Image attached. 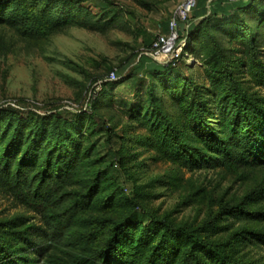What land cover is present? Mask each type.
I'll return each instance as SVG.
<instances>
[{"label":"trees","instance_id":"1","mask_svg":"<svg viewBox=\"0 0 264 264\" xmlns=\"http://www.w3.org/2000/svg\"><path fill=\"white\" fill-rule=\"evenodd\" d=\"M207 1L198 0L187 20L177 22L178 43L185 38L184 52L194 53L191 41L197 37L209 86L216 96L220 130L209 124L210 109L192 78H186L182 89L188 65L180 57L161 64L137 51L135 70L143 74L134 76L132 86L135 90L143 78L164 79L166 89L177 95L178 128L163 110L154 84L148 89L152 112L146 110L144 117L139 116L144 108L141 104L123 114L131 120L144 119L156 152L174 163L188 168L200 161L232 168L264 166V97L249 93L235 76L236 70H246L258 86H264L260 57L264 0H211L205 6ZM88 2L99 4V0H0V23L19 24L25 34L34 35L81 26L85 25L80 19ZM187 23L193 28L180 26ZM167 28L169 34V24ZM216 32L227 34L228 44L239 47L226 49ZM140 34L145 37L142 51H149L156 37L150 38L142 30L136 37ZM168 83L173 86L167 87ZM100 103L95 98L86 111L79 112L0 109V117H4L0 123V186L41 221V228L31 231L29 238L17 234L25 248L0 240V264H250L237 257V244L254 243V237L264 243V235L248 231L225 243L213 242L207 235L214 232L211 223L198 228L176 223L146 210L136 194L138 188L131 197L124 193L125 184L132 179L125 166L128 156L111 119L97 112ZM187 133L197 139L196 146H188ZM92 154L95 158L91 161ZM87 161L91 172L86 188L78 192L65 188ZM103 186L112 189L102 201L104 207L123 212L97 220L87 233L70 236L77 214L91 203H100L97 193ZM63 239L73 241L71 254L51 255L50 249ZM27 251L34 258H29Z\"/></svg>","mask_w":264,"mask_h":264},{"label":"rangeland","instance_id":"2","mask_svg":"<svg viewBox=\"0 0 264 264\" xmlns=\"http://www.w3.org/2000/svg\"><path fill=\"white\" fill-rule=\"evenodd\" d=\"M185 1L99 0L98 6L88 2L84 3L87 10L80 19L85 25L35 35L25 34L19 24L0 23V109L10 106L79 112L86 111L89 102L97 98L101 102L97 112L111 119L110 124L122 138L128 156L125 166L132 179L125 184L123 191L126 195L133 196L138 188L136 194L146 210L157 216H168L176 223L197 228L211 223L214 232L209 231L207 235L213 242L225 243L230 237L248 231L264 235V166L232 168L214 161H200L188 168L179 162L174 163L156 152L144 119L131 120L123 114L141 104L144 108L140 109L139 116L144 117L146 110L152 112L148 89L154 84L163 110L178 128L177 95L166 89L164 79L151 81L143 78L135 90L132 86L134 76L143 74L141 70H135L136 52L147 57V51H142L145 37L141 34L136 37L139 30L150 38L166 37L167 25ZM180 26L193 28L189 23ZM216 34L226 49L239 47L236 43L228 44L227 34ZM184 41L185 38L176 43L170 55L161 60H178L176 52ZM191 42L194 53L184 52V48L180 53L181 60L188 65L181 81L182 89L186 78H192L210 109L207 115L209 124L220 130L216 96L213 87L209 86L197 37ZM260 57L264 61V47L260 50ZM148 66L147 63L145 67ZM109 72L114 73L113 82L118 81V84L107 83ZM235 76L249 93L264 97V86H258L246 70H236ZM171 86L173 84L168 83L167 87ZM3 118L0 117V123ZM186 138L189 147L196 146L197 139L191 133H187ZM99 156H104V150ZM90 158L92 161L95 154ZM89 162L81 165L65 188L77 192L86 188L91 172ZM111 190L103 186L97 193L100 203H91L77 214L70 236L87 233L95 227L97 220L118 217L123 212L119 208L104 207L102 201L107 199ZM35 228H41L40 217L0 186L2 243L12 242L14 247L25 248V242L18 239L17 234L28 236ZM251 239L254 243L240 241L232 244L238 245L237 257L244 263L264 264V243H259L256 237ZM66 240L55 243L50 254L56 257L71 254L73 241L67 243ZM26 255L34 258L29 251Z\"/></svg>","mask_w":264,"mask_h":264},{"label":"built area","instance_id":"3","mask_svg":"<svg viewBox=\"0 0 264 264\" xmlns=\"http://www.w3.org/2000/svg\"><path fill=\"white\" fill-rule=\"evenodd\" d=\"M198 0H186L177 10L176 17L169 23V34L168 36H156L153 41L151 48L147 51L146 56L152 58L153 60L159 63H168L163 60L168 57L172 51L173 46L178 44V39L180 37V32L177 27V22H185L187 18L190 16L191 11L196 7ZM185 42V43H184ZM180 45L182 47L176 52L178 58L180 57V53L182 48H184L186 44V40ZM173 56V55H172ZM163 59V60H161ZM175 58L169 59V62L173 61ZM162 61V62H161ZM115 80V75L111 72L107 78V82H113Z\"/></svg>","mask_w":264,"mask_h":264}]
</instances>
